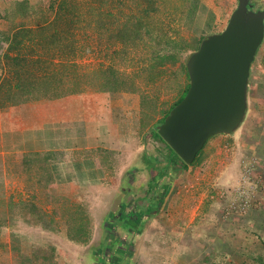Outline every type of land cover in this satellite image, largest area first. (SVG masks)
Here are the masks:
<instances>
[{
  "label": "rangeland",
  "instance_id": "obj_1",
  "mask_svg": "<svg viewBox=\"0 0 264 264\" xmlns=\"http://www.w3.org/2000/svg\"><path fill=\"white\" fill-rule=\"evenodd\" d=\"M12 1L0 0V16L4 15L5 9L10 8ZM36 1L38 0H31L30 2L34 4ZM40 1L45 5L47 3V0ZM197 1L198 3L191 0H163L158 5L159 10L154 14L152 23L162 28L168 36L176 39L183 38L188 43H194L193 38L207 39L209 36L219 34L218 25H214L216 32L209 33L213 20H209V13L202 9V2H208V0ZM227 1L209 0V3L215 4V7H219L223 11L225 9L230 10L229 14L226 13V19L229 20L238 5V0H232L230 6ZM246 1L247 11L253 13L264 11V0ZM91 2L89 0V4ZM86 3L83 0V3L80 4L81 13L82 15L88 14L86 18L92 19L93 22L95 17L90 16L88 9H86L88 7ZM35 18L33 17V19ZM33 19L28 20V25L34 26L31 22ZM227 23L228 21L224 20V28ZM208 25H210L209 30H207ZM8 28L9 23L0 17V83L4 84L5 80L13 82L11 70L14 68L5 56L8 54L12 57L16 53L8 52L7 44L2 40V33L6 32ZM222 28L220 30L223 31ZM72 33L80 51L69 60L54 58L52 59L53 63L56 64L59 61L65 63L66 61L69 64L73 62L82 73L98 70L102 66H111L123 75L122 79H124L125 84L117 92L122 94L116 95L119 98H116L115 101L121 99L122 103L125 104L127 117L129 116L126 125L134 132L133 142L139 153V158L134 160L135 166H133L139 170L137 171L138 174L131 181L133 183L124 182L123 187L133 189L138 195V200H141L145 191L148 190L147 180L153 175L159 185L163 187L166 185L164 190L167 191L163 198L168 193L170 194L167 197L165 208H161L163 206V202H161L160 208L155 206L158 208L157 212L149 215L144 221L137 222L125 229L116 225L118 228H114L116 235L113 236L112 232H108L109 225L113 227L114 220L111 221V219L115 215L124 217L130 208H126L120 212L121 214L118 213L117 208H95L96 205L101 206L102 196L93 198V200L90 199V201L81 196L71 197L68 200L51 196L49 192L40 191L36 198L27 197L22 182L23 177L17 178V171L14 172V168H11L7 191L5 192V188L3 189L6 195L1 196L0 200V264H101V258L105 256V247L109 248L110 254L113 255L112 243L117 240L132 246L128 259L116 261L118 264H184L186 261H178L175 257L179 255L185 257L187 253L193 257L196 254L199 259L207 254L212 259V263L215 264L217 261H222L220 252L221 249L223 250V246L219 244L226 241L228 235L231 236V233L228 234L229 232L236 230V228L228 230L225 224L227 216L231 215L243 216L242 218L246 216L245 218L253 220L255 222L253 227H260L259 233L264 239V208H260L264 207V164H262V161L264 163V149L261 152L262 161H259L257 156L248 152L243 153L238 146H245L250 144L249 141L254 143L259 140L260 144H263L261 147L264 148V114H262L264 112V100H262L264 99V88L261 89V92L251 88L254 73L264 84V73H259L256 70H263L264 66L262 63L264 61V37L259 46L256 61L254 59L251 63L253 75L246 88V121L243 130L241 129L237 137L238 139L241 138L240 141L227 139V137L219 134L214 135L205 142V146L199 154L198 164L190 165L186 170L170 177L168 174L170 172L159 176L164 165V159L161 156L164 155V152L161 143L152 137V133L157 131L160 126L158 124V119L162 116L160 112L176 100L180 85L183 82V77L176 78L174 76L177 64L166 67L164 73L151 82L148 81L149 74L145 72L150 63L148 58H150L151 51L149 48L139 45L140 47L137 48L126 49L127 55H124L121 44L116 42L113 46V40L111 41L108 36L107 39L105 37L100 39L98 33L93 30L81 28L72 30ZM145 41L147 46L153 44L149 43L147 38ZM191 55L190 49L182 55V62L187 63ZM27 58L29 62L36 60L35 55H27ZM50 60L51 57L42 56L38 60L42 62L40 66H37L36 62L31 63L27 70L30 71L33 78L43 77L47 72L43 68L48 64L50 68ZM130 84H132L131 87ZM118 110L119 115H122L124 111L121 106H118ZM157 152L161 155H157ZM112 153L113 151H110L99 158L105 172L112 173L113 171V166L110 164L113 162ZM144 157L145 159H152L154 164L157 163L155 169L158 170V174L146 168ZM252 157L257 159L258 164L252 179H257L259 183L253 208H249L244 214L232 212L227 215L226 207L229 199L232 198L234 190L241 183L242 170L247 165L243 162L251 160ZM14 160L12 158L10 165H14ZM259 165H261V169H259ZM41 171V169L37 170L38 176L40 174L43 176V171ZM222 171L226 172V177H220ZM1 173L3 176V172ZM179 179L181 181L180 186L185 187L181 189L177 199L173 197L175 193L172 192V187L179 182ZM128 183L129 186H127ZM178 187L175 189L177 190ZM99 191L102 193V190L99 189L97 193ZM162 191L161 193H163ZM11 194L12 197L8 198ZM5 202H11L13 208L11 206L7 208L9 206H6ZM36 202H38L39 208L53 220L48 229H43L38 224L36 226L30 225L24 220V217L27 218L29 215L21 216L19 213L21 208L14 207V204L21 207V203H23L25 208H28V205ZM131 203L132 201L127 207H131ZM137 204L141 206L139 201ZM168 204H172L171 207ZM152 205L154 204L149 206ZM198 206L200 207L197 208ZM252 210L259 211L258 215L251 217L250 212ZM248 224L251 226L253 223L248 222ZM79 228H82L81 232L78 231ZM243 236L246 239L253 238L251 231H243ZM71 237L87 239V242L77 243L71 240ZM258 244L260 243L257 242ZM234 255L232 257H235ZM237 255L242 264L251 263L249 262L250 258L243 252L239 251ZM208 257L205 256V258ZM186 258L188 262L192 261L188 254ZM113 263L115 262L106 256L103 264Z\"/></svg>",
  "mask_w": 264,
  "mask_h": 264
},
{
  "label": "crops",
  "instance_id": "obj_2",
  "mask_svg": "<svg viewBox=\"0 0 264 264\" xmlns=\"http://www.w3.org/2000/svg\"><path fill=\"white\" fill-rule=\"evenodd\" d=\"M202 3L209 13V20H213V25L211 28L208 25L207 30L209 27V33L216 32L214 25H218V32H221L220 28L224 29V20L228 21L226 13L229 14L230 10L223 11L219 7H215V4L209 3V0ZM227 4L230 6L232 0H228ZM256 53L255 61L259 53L258 50ZM262 63L264 64V61ZM256 70L259 73H264V66L263 70ZM252 71L253 65L250 66L248 81L253 75ZM247 85H249L248 82ZM251 88L259 92L264 88V84L260 82L255 73ZM115 100L116 97L110 93L85 90L56 99H33L16 105L0 107V166H2L0 167V200L1 196L6 195L3 189L5 188V192L7 191V183L11 176L10 170L14 168V172L17 171V178L23 177L22 182L27 197L36 198L40 191L49 192L51 196L68 200L71 197L81 196L90 201V199L102 196L101 206L96 205L95 208H117L118 213L123 212L126 208H134L137 205L138 195L133 189L123 187V183L133 181L134 176L138 174L139 170L133 166H135L134 160L139 158V153L133 142L134 132L126 125L129 116L127 117L125 104L121 99ZM245 102L247 109V97ZM118 106H121L124 111L122 115L118 113ZM245 114L235 130L230 134L219 135L239 142L241 138L237 137L241 129L244 128ZM247 140L249 141L248 138ZM249 143L245 146L238 145L239 150L243 153H252L258 157L259 161H262L261 152L264 148L261 146L263 144H260L259 140L254 143L249 141ZM103 151L107 153L113 151L111 156L113 162L110 163L113 166L112 173L105 172L103 164L99 160L100 157L107 154ZM12 158L15 159L14 165H10ZM262 164H264L263 161ZM40 169L43 171H41L43 176L42 174L38 176L37 170ZM259 169H261V165H259ZM1 172H3V176ZM223 176L226 177L224 171L220 173V177L223 178ZM180 182L179 179V182L172 187V192L175 193L173 197L177 199L181 189L185 187L180 186ZM177 186L179 187L176 190ZM98 189L102 190V193L100 191L97 193ZM129 191L130 193H127ZM169 194L163 199L161 208H165ZM11 197L12 194L8 196V198ZM145 200L146 196L138 200L141 203V208H147L148 203ZM131 201V207H127ZM76 202L78 203L77 200ZM5 203L6 206H9L7 208L10 206L13 208L11 202ZM14 205V207L25 208L23 203H21V207L18 204ZM171 205L168 204L170 207ZM28 208H39V204L38 202L32 203L28 205ZM258 213L259 211L252 210L250 216L254 217ZM242 217L227 216L225 224L228 230L235 228L236 230L229 232L228 234L231 233V236L228 235L227 240H223L224 242L219 244L226 250L221 249L220 259L222 261H217L215 264H227L228 260L239 264L240 258L237 254L239 251L243 252L242 243L255 245L253 238L246 239L243 236V231L254 228L255 222L250 218H245L246 216ZM20 222L22 224V221ZM248 222L253 224L250 226ZM187 254L192 261H187ZM187 254L185 257L179 255L175 258L181 262L186 261L184 264H204L205 256L208 257L205 254L204 258L199 259L196 254L194 257L190 253ZM208 264L213 263L210 261Z\"/></svg>",
  "mask_w": 264,
  "mask_h": 264
},
{
  "label": "trees",
  "instance_id": "obj_3",
  "mask_svg": "<svg viewBox=\"0 0 264 264\" xmlns=\"http://www.w3.org/2000/svg\"><path fill=\"white\" fill-rule=\"evenodd\" d=\"M31 0H13L10 8L4 10V15L0 16L9 23V28L3 32L2 40L7 44L8 52H16L14 56H5L8 62L13 64V82L5 80L0 83V107L16 105L31 101L33 99H56L70 94H76L85 90L106 92L119 98L116 95L125 82L118 70L111 66H102L98 70L82 73L78 70L75 63L69 64L65 61H59L56 64L52 62L54 58L70 59L73 58L80 48L77 47L72 30L90 29L98 33L102 39L107 36L113 40V46L116 42L121 44L123 54L127 55L129 48H137L139 45L149 48L151 51L150 63L145 70L149 74L148 81L153 82L158 79L166 70V67L176 66L175 77H183L176 100L167 108H163L158 119V124H163L170 111L177 106L185 97L189 88V76L186 62H182V55L191 49L192 54L196 52L204 38H193L194 43H188L183 38H172L162 28L152 23L154 14L159 10V3L163 0H89L86 1V9L90 16L95 17L92 22L86 17L88 14L81 13L83 0H47L46 5L38 0L31 4ZM190 1V0H188ZM198 3L197 0H191ZM202 9L205 8L202 6ZM6 11V12H5ZM190 11L188 10V13ZM39 15V17H38ZM33 17H36L33 19ZM212 18V17H211ZM33 19V23L28 25V20ZM30 23V22H29ZM147 41L153 43L147 46ZM27 55H35L36 60L29 62ZM42 56L51 57L50 68L44 66L47 72L40 78H33L29 69L31 63L41 65ZM56 68H54V67ZM16 69V70H15ZM174 73V72H173ZM132 84H130V87ZM152 137L162 145L164 155L157 152V155L163 156L164 165L161 174L168 173L171 177L177 175L188 166H194L199 163L200 150L194 161L190 165L184 164L178 156L163 142L157 131L152 133ZM205 146V145H204ZM44 157V156H43ZM45 159V158H44ZM145 166L152 172L158 174L155 169L157 164L152 159H145ZM157 177V176H156ZM12 214V211H10ZM21 216L29 215L24 220L30 225L38 224L43 229H48L52 224V218L40 208H21ZM108 226V224H106ZM79 232L82 228H79ZM247 231H251L254 239V246L242 243L243 254L250 258V264H264V239H262L260 227L255 226ZM71 240L77 243H86L87 239ZM257 242L260 243L257 245ZM253 243V244H254ZM123 247V246H122ZM117 248V246H113ZM123 255L132 250L131 246H124ZM129 248V249H128ZM226 250V248L223 246ZM105 247V251L108 252ZM127 249V250H126ZM116 254V253H114ZM118 255V254H116ZM28 261V260H27ZM212 259H205L204 264H208ZM227 264H236L228 260ZM242 264V261L239 263Z\"/></svg>",
  "mask_w": 264,
  "mask_h": 264
},
{
  "label": "water",
  "instance_id": "obj_4",
  "mask_svg": "<svg viewBox=\"0 0 264 264\" xmlns=\"http://www.w3.org/2000/svg\"><path fill=\"white\" fill-rule=\"evenodd\" d=\"M246 2L238 0L224 30L190 56L188 91L157 129L186 165L209 138L230 134L244 117L250 65L264 37V11H247Z\"/></svg>",
  "mask_w": 264,
  "mask_h": 264
},
{
  "label": "flooded vegetation",
  "instance_id": "obj_5",
  "mask_svg": "<svg viewBox=\"0 0 264 264\" xmlns=\"http://www.w3.org/2000/svg\"><path fill=\"white\" fill-rule=\"evenodd\" d=\"M160 180V178H159ZM131 182V181H130ZM129 182V183H130ZM128 183L127 186H129L130 184ZM133 183V182H131ZM132 185V184H131ZM147 189L144 193V196H146V203H148L147 208H141L138 204L136 205V207L134 206V208H130V210L124 214L123 216H113V219H111V221H113V227L111 225H109L108 227V232H112V235H116V230H114V228H116L117 226L125 229L126 227H130L131 225L140 222V221H144L147 217H149V215L151 214H155L158 210L157 207L158 206L160 208L161 206V202L164 199L163 196L165 195L167 190H163V186L159 185L157 183V180L155 179V176L152 175V177H150L147 180ZM164 187H166V185H164ZM165 189V188H164ZM161 191L163 193H161ZM127 193H130L127 192ZM138 201V199H137ZM140 202V201H139ZM151 204H154L152 206H149ZM141 217V220H139V218ZM124 218V219H122ZM117 225V226H116ZM117 227V228H118ZM110 228V229H109ZM113 246H117V248H113L114 253L118 254H110L111 251L108 248L107 250L110 252L105 251V256L101 258V264H103L105 262L106 256L110 257V259H112V261H114L115 263L113 264H118V262L116 263V261H126L128 259V255H130V251L127 252V256L123 255V251L125 250L124 246H128L130 247L131 244H127L126 242L117 240L114 243H112ZM112 246V245H111ZM123 246V247H122ZM132 248V246H131ZM124 249V250H123ZM129 249V248H128ZM127 250V249H126Z\"/></svg>",
  "mask_w": 264,
  "mask_h": 264
},
{
  "label": "built area",
  "instance_id": "obj_6",
  "mask_svg": "<svg viewBox=\"0 0 264 264\" xmlns=\"http://www.w3.org/2000/svg\"><path fill=\"white\" fill-rule=\"evenodd\" d=\"M243 163H247V165L243 167L241 183L234 190L232 198L229 199L226 207L227 215H230L232 212L244 214L249 208H252L255 202L254 199L259 188V183L257 179H252V176L255 168L258 167L257 159L252 157L251 160L244 161Z\"/></svg>",
  "mask_w": 264,
  "mask_h": 264
},
{
  "label": "clouds",
  "instance_id": "obj_7",
  "mask_svg": "<svg viewBox=\"0 0 264 264\" xmlns=\"http://www.w3.org/2000/svg\"><path fill=\"white\" fill-rule=\"evenodd\" d=\"M221 33V32H220ZM263 41V40H262Z\"/></svg>",
  "mask_w": 264,
  "mask_h": 264
}]
</instances>
